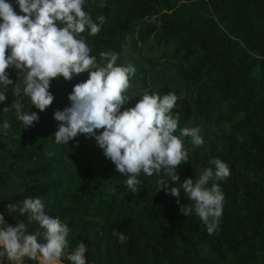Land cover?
I'll return each mask as SVG.
<instances>
[{
	"label": "trees",
	"instance_id": "trees-1",
	"mask_svg": "<svg viewBox=\"0 0 264 264\" xmlns=\"http://www.w3.org/2000/svg\"><path fill=\"white\" fill-rule=\"evenodd\" d=\"M84 7L93 19L105 17L100 32L81 34L90 54L99 62L100 52L112 50L117 64L136 69L121 110L145 91H171L178 97L173 111L180 113L175 134L183 127L201 130L202 145L181 138L188 160L178 166L180 180L168 186L195 180L213 158L229 166V176L218 181L222 215L209 234L195 214H181V205L193 203L182 189L179 197L159 191L163 171L141 172L133 193L94 138L79 134L57 145L53 113L68 106L73 86L88 78L80 73L53 78L54 100L42 112L21 99L22 110L39 116L27 129L16 118L12 86L0 104V124H9L0 127L5 223L28 224L27 214L12 216L7 205L39 197L48 214L69 226V251L79 242L87 246V264H264V0H86ZM14 11L22 15L17 6ZM7 71L19 79L16 69ZM28 227L43 231L36 222Z\"/></svg>",
	"mask_w": 264,
	"mask_h": 264
},
{
	"label": "clouds",
	"instance_id": "clouds-1",
	"mask_svg": "<svg viewBox=\"0 0 264 264\" xmlns=\"http://www.w3.org/2000/svg\"><path fill=\"white\" fill-rule=\"evenodd\" d=\"M85 3L86 0H0V104L12 86L11 94L18 98L16 118L27 129L38 122L39 116L22 110L23 97L42 112L54 100L49 91L53 78L70 80L74 74L87 73L88 78L76 83L68 94L69 105L53 113L59 122L52 135L54 142L64 146L79 134L94 138L115 170L126 176L124 184L133 193L138 190L141 172L159 176L163 171L159 191L167 189L179 197L182 189L193 203L181 205V214H195L212 234L223 210L224 193L218 181L229 176V166L213 158L209 165L214 167H204L195 180L188 178L179 187L168 186L169 180H180L178 166L188 160V149L181 138L190 137L193 145H202L201 130L198 126L183 127L175 134L180 113L173 111L178 97L171 91L163 95L145 91L133 107L121 110L130 101L124 93L136 69L131 64H117L118 54L112 50L100 52L99 62L90 54L92 49L81 34L100 32L105 17L93 19ZM14 6L22 15L14 11ZM9 68L20 74L16 82L10 79ZM0 127L8 128L9 124L3 121ZM7 211L10 215L27 214L28 224L36 222L43 231L30 233L24 221L5 226L0 213V264H24L25 260L35 264H63L64 260L87 264V246L79 242L69 251V226L58 216L48 214L39 197L10 202ZM113 235L121 242L125 239L115 230Z\"/></svg>",
	"mask_w": 264,
	"mask_h": 264
},
{
	"label": "water",
	"instance_id": "water-1",
	"mask_svg": "<svg viewBox=\"0 0 264 264\" xmlns=\"http://www.w3.org/2000/svg\"><path fill=\"white\" fill-rule=\"evenodd\" d=\"M6 226H9V225L6 224ZM28 263H29V264H35V261H31V260H29ZM63 264H64V263H63Z\"/></svg>",
	"mask_w": 264,
	"mask_h": 264
},
{
	"label": "rangeland",
	"instance_id": "rangeland-1",
	"mask_svg": "<svg viewBox=\"0 0 264 264\" xmlns=\"http://www.w3.org/2000/svg\"><path fill=\"white\" fill-rule=\"evenodd\" d=\"M5 226H6V224H5ZM5 263H8V262L6 261ZM8 264H10V262H9ZM24 264H29V263H28V260H25V261H24Z\"/></svg>",
	"mask_w": 264,
	"mask_h": 264
},
{
	"label": "flooded vegetation",
	"instance_id": "flooded-vegetation-1",
	"mask_svg": "<svg viewBox=\"0 0 264 264\" xmlns=\"http://www.w3.org/2000/svg\"><path fill=\"white\" fill-rule=\"evenodd\" d=\"M9 263V262H8ZM8 263H5V264H8Z\"/></svg>",
	"mask_w": 264,
	"mask_h": 264
}]
</instances>
